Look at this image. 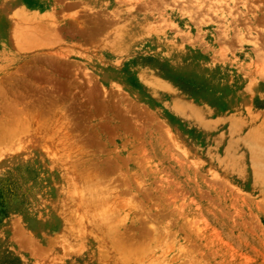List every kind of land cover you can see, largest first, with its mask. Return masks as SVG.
Listing matches in <instances>:
<instances>
[{"label":"rangeland","instance_id":"1","mask_svg":"<svg viewBox=\"0 0 264 264\" xmlns=\"http://www.w3.org/2000/svg\"><path fill=\"white\" fill-rule=\"evenodd\" d=\"M145 1L0 0V264H264V0Z\"/></svg>","mask_w":264,"mask_h":264},{"label":"bare ground","instance_id":"2","mask_svg":"<svg viewBox=\"0 0 264 264\" xmlns=\"http://www.w3.org/2000/svg\"><path fill=\"white\" fill-rule=\"evenodd\" d=\"M154 0H152V2H153ZM158 1V0H157ZM102 2L103 1H96L94 4L95 5H99V4H101L100 6H102ZM152 2H151V0H150V2H149V0L148 1H145L144 3H139V5H138V7L139 8H142L143 10H145V9H148V8H150L151 6H150V3L152 4ZM155 2V1H154ZM168 2V1H167ZM154 4V3H153ZM152 4V5H153ZM163 4V3H162ZM135 5V4H134ZM131 6H132V3H131ZM203 6V5H202ZM97 7V6H96ZM133 8H134V6H132ZM153 7V6H152ZM151 7V8H152ZM132 8V10L130 11V13H129V17H127V16H123V17H126L127 18V20H124V23H125V21H128V23L130 24V26H131V28H130V30L132 29V27H134V29H136V28H142V26H145L146 27V25H141V26H137V24H136V21H139V15H137V13H136V9L134 8L133 9ZM145 8V9H144ZM108 16V15H107ZM106 16V17H107ZM111 16V15H110ZM115 18V17H114ZM151 18V17H150ZM114 20V19H113ZM112 21V20H111ZM115 21V20H114ZM26 24V23H25ZM110 25H112V24H110ZM134 25V26H133ZM15 26V25H14ZM147 27H149V26H147ZM152 27V26H151ZM151 27L149 28V29H151ZM16 28V27H15ZM13 29V28H12ZM147 29V28H146ZM121 30V29H120ZM145 30V29H144ZM148 30V29H147ZM151 30H153V29H151ZM142 31V30H141ZM12 35H14L13 33H12ZM11 37H14V36H11ZM14 38H12V40H13ZM15 40V39H14ZM26 41V40H25ZM33 41H34V39H33ZM14 42V41H13ZM28 43H29V41H28ZM30 43H32V41L30 42ZM25 46V45H24ZM15 111V110H14ZM12 113V112H11ZM1 118V117H0ZM19 123V122H18ZM238 124V121H236V120H233L230 124H229V126H228V130H232V132H233V130H235V127H236V125ZM261 126V125H260ZM12 128H14V126L12 127ZM256 129V128H255ZM11 130H14V129H11ZM258 132H260L259 134H256V135H254L253 134V130L252 129H250V130H247V131H245V132H242V137H240V140L239 141H235V140H229L227 143H228V145H229V147H231V146H233V145H237V147L239 148V149H242V151H244V157H246V158H248V159H251L253 162H256L257 163V161L259 162V163H261V164H263L264 163V127L262 128V127H258ZM10 131V130H9ZM15 131H17V130H15ZM6 132V131H5ZM46 133V132H45ZM254 133H256V130H255V132ZM6 134V133H5ZM231 134V133H230ZM234 134V133H233ZM254 135V136H253ZM4 136V135H3ZM54 136V135H53ZM9 137V136H8ZM11 137V136H10ZM16 138H17V136H15ZM14 137V138H15ZM13 138V137H12ZM15 138V139H16ZM19 138V137H18ZM235 138V137H234ZM9 139V138H8ZM29 139V138H28ZM10 140H11V138H10ZM16 140H18V139H16ZM9 141V140H8ZM12 141H13V139H12ZM20 141V140H19ZM29 141V140H28ZM32 141V140H31ZM10 142V141H9ZM9 142H7L8 144H9ZM11 143V142H10ZM26 144H27V142H26ZM12 145V144H11ZM4 146V144H1V147H3ZM7 146H9V145H6V147ZM41 147H42V145H41ZM9 148V147H8ZM234 148V147H233ZM6 149V148H5ZM44 150V149H43ZM264 165V164H263ZM257 171H258V175H259V178L261 177V178H263L264 177V167L262 168H258L257 169ZM257 175V174H256ZM253 179H255V180H257L258 178L257 177H253ZM264 179V178H263ZM262 189V191H264V187H262L261 188ZM74 196H75V200H76V198H78V199H80L81 198V188H80V186H78V184H77V186H75V189H74ZM77 199V200H78ZM82 199V198H81ZM87 199V198H86ZM83 200V199H82ZM84 202V201H83ZM97 202V201H96ZM74 203H75V201H74ZM79 203V202H78ZM75 204H77V202L75 203ZM93 206V205H92ZM88 207V206H87ZM89 209V208H88ZM93 221V220H92ZM99 234V233H98ZM122 246H123V244H121ZM124 247V246H123Z\"/></svg>","mask_w":264,"mask_h":264}]
</instances>
